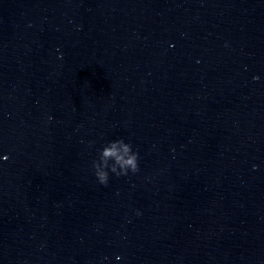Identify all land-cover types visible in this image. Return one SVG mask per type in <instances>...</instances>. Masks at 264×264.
<instances>
[{"label":"clouds","instance_id":"obj_1","mask_svg":"<svg viewBox=\"0 0 264 264\" xmlns=\"http://www.w3.org/2000/svg\"><path fill=\"white\" fill-rule=\"evenodd\" d=\"M49 119L51 120L52 117ZM92 168L98 183L107 185L109 173L119 177L139 171L138 153L123 139L112 140L99 150L98 158L92 162Z\"/></svg>","mask_w":264,"mask_h":264}]
</instances>
